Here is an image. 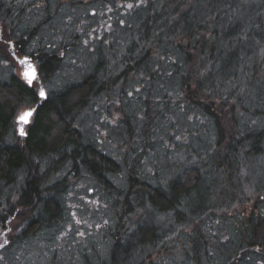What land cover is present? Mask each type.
<instances>
[{
  "label": "trees",
  "instance_id": "obj_1",
  "mask_svg": "<svg viewBox=\"0 0 264 264\" xmlns=\"http://www.w3.org/2000/svg\"><path fill=\"white\" fill-rule=\"evenodd\" d=\"M26 1L0 2V19L4 20L3 24L0 22L3 26L0 59L18 60L20 55L28 53L38 68V79L46 81L63 61L55 51L31 52L28 47L33 35L27 31H16L17 24L30 7ZM162 1L159 8L148 5L145 15L125 23L122 30L124 41L118 47L104 50L102 45L99 46V57L92 64V73L76 85L40 99L37 88L28 85L16 74L6 82L0 80V242L10 241L12 245L23 243L39 229H53L60 225L64 209L59 197L65 188L64 183L50 185L48 182L66 165L74 177L86 174L100 183L105 191L111 192L116 188L107 176L120 174L121 165L94 144L83 143L74 122L117 72L120 76L142 72L158 81L163 78L160 76L162 68L165 69L164 81L171 87L165 89V96L182 99L184 106H192L212 119L217 128V139L208 153L199 157L194 168L183 170L179 176L162 179L156 186L143 178L129 176L127 193L122 194L124 190L115 191L123 198L126 211L119 225L118 237H115L112 255L103 264H133L139 255H146L150 249L172 236L175 231L167 233L162 230L160 217H174L172 224L177 228L191 227L201 214L213 209L215 205L208 204L199 214L192 213L193 194L202 182L222 178V183L210 189L209 199L212 198L213 203L222 199V210L236 203L233 200L238 198L233 196H237L235 188L238 184L233 185V178L235 173L243 171L253 161L243 166L247 160L246 149H251L252 155L263 149L264 129L236 132L235 122L234 127H224L225 115L214 109V105L202 103L196 97L198 94L201 98L218 97L224 102V109L234 98L235 89H231L230 85L236 82L237 73H227L230 64L226 61L225 51L232 49L233 42L241 46L242 38H245V45L251 44L259 52L264 49V0H244L246 5H250L249 8L244 7V11L236 0ZM14 29L15 35H11L10 39ZM192 53H196L195 59ZM234 66L239 68L236 64ZM156 67L160 68V74L154 69ZM263 67L264 58L248 74L254 83L246 84V88H257L261 92L258 97L245 96L244 90H240L242 86L236 84L238 93L244 97L234 103L236 109L251 111L248 108L251 104L255 112L264 115V91L260 89H264V83L258 85L264 79ZM192 84L195 91L191 92L189 88ZM158 104L159 99L155 98L145 113L147 127L151 126L152 115L155 113L157 116L156 112L160 110L156 108ZM23 108L34 111L31 116L33 121L30 123V118L29 123L24 125L28 128L26 136L22 137L15 132V126L18 124V113ZM176 180L180 181V187L173 185ZM172 185L176 186L175 191L184 194V200L180 194L181 199L175 196L177 201L170 203L169 196L164 192L172 190ZM239 185L243 188L248 186L247 180H239ZM149 209L160 214L157 217L159 223L146 224ZM138 213L139 218L134 221H131L132 218L125 219Z\"/></svg>",
  "mask_w": 264,
  "mask_h": 264
},
{
  "label": "rangeland",
  "instance_id": "obj_2",
  "mask_svg": "<svg viewBox=\"0 0 264 264\" xmlns=\"http://www.w3.org/2000/svg\"><path fill=\"white\" fill-rule=\"evenodd\" d=\"M0 2L7 4L11 0H0ZM26 2H29L30 7L26 9V15L17 24L16 31H27L33 35L28 47L31 52L55 51L63 61L49 80L42 81L37 77L30 85L37 88L38 95L42 88L46 98L62 91L65 87L81 82L86 75L92 73L94 62L99 57L97 52L99 46L102 45L104 50L118 47L124 41L122 30L125 23L145 15L148 5L157 9L163 3L162 0H27ZM236 2H239L242 11L244 7H250L244 0H236ZM1 20L3 24L4 20ZM2 27L0 25L1 35ZM13 33L15 29L10 34V39L11 35H15ZM231 48L230 51H225V58L230 64L227 73L229 75L237 73L236 82L230 85L231 89H235L234 98L228 102L226 109L223 106L224 102L218 97L201 98L198 94L196 100L198 98L202 103L212 104L214 109L224 114L226 119L223 122L224 127H234L235 122L236 132L264 129V115L255 112L251 104L248 105L251 111H241V108L234 107V103L244 98L237 91L241 86L240 90H244L245 96L258 97L257 88H246V84L253 81L248 74L255 66L261 64L264 49L261 48L259 52L251 44L245 45V38H242L241 46L233 42ZM251 50V54L248 55ZM105 54L109 55V53ZM195 54L192 53L194 59ZM24 57L29 59L28 61L38 71L28 53L20 55L18 60L0 59V80L6 82L11 75L16 74L27 82L22 77L26 70L25 66L20 64ZM198 58L199 55L196 57V62ZM160 68H154L158 74ZM162 71L160 76L163 78L158 81L142 72L126 76H120V72L115 73L101 94L91 100L75 118L74 125L82 135L83 143L94 144L121 165L120 174L107 176L116 188L112 186L114 190L105 191L100 183L86 174L74 177L70 167L68 169L66 165L51 182H48L50 185L64 183L65 188L59 197L64 209L63 221L56 228L39 229L23 243L12 245L10 241L0 242L2 245L0 264L108 262L116 242L115 237H118L119 225L126 211L123 198H120L115 191L124 190L122 194L127 193L129 176L143 178L147 183L156 186L162 179L179 176L183 170L194 168L199 157L208 153L211 144H215L217 139L214 121L194 107L186 103L187 106H184L182 99L171 98L172 95L166 97L165 89L171 87L164 81L166 70L162 68ZM258 73L260 81L259 70ZM263 83L264 79H261L258 85L261 86ZM189 89L191 92L195 91L194 85L192 84ZM260 89L264 91L262 87ZM39 98L42 99L40 96ZM155 98L159 99L156 108L159 107L160 110L156 112L157 116L155 113L152 115L151 126L147 127L145 113L151 108ZM27 111H32V108L21 109L16 119ZM159 115L161 116L158 117ZM32 121L33 118L30 123ZM20 127L21 125L16 123L17 134ZM27 128L24 127L25 132ZM262 148L255 152V155H252L251 149L244 151L247 160L243 166L246 167L248 161H253L243 171L241 169L240 172L235 173L233 185L238 184V187L235 188L237 196L233 197L238 199L233 200L236 203H232L227 209L222 210V199L214 203L212 198L209 199L210 189L215 188L217 183H222V178L202 182L196 188L193 194L194 208L191 209L193 214H199L208 204L215 206L208 213L201 214L191 227L177 228L172 224L174 217L168 216L160 217V222L157 219L160 214L149 209L146 224L160 222L162 230H166L167 233L173 230L175 233L160 242L156 248L150 249L146 255H139L133 264H226L225 258L228 254H238L240 250H243L241 254L250 253L249 250L242 249L246 246H242L241 243L247 232V229L244 231L247 220L257 218L260 212L261 214L264 212V146ZM242 179L247 180L248 186L243 188L239 185V180ZM173 185L180 187V181L176 180ZM176 186L164 192L169 196L172 204L181 194L175 191ZM181 197L185 199L184 194H181ZM139 215L138 213L134 216H126L125 219L132 218L131 221H134ZM249 227L252 228L250 225ZM255 250L249 254L248 260L240 264H256L254 260L260 258L259 255L264 253V250L258 245L255 246Z\"/></svg>",
  "mask_w": 264,
  "mask_h": 264
},
{
  "label": "flooded vegetation",
  "instance_id": "obj_3",
  "mask_svg": "<svg viewBox=\"0 0 264 264\" xmlns=\"http://www.w3.org/2000/svg\"><path fill=\"white\" fill-rule=\"evenodd\" d=\"M262 214H264V212H262ZM262 214L260 212L257 218H251L245 223L247 227L244 229V231L247 229V232L246 234H244L245 237L242 240L241 245L246 246L242 247V249H247L250 251V253L256 251L255 246L257 245H260V247H262V249L264 250V246H261V244L264 243V215ZM249 225L252 226V228H250ZM256 236L258 237L256 238ZM249 246H251L250 249L248 248ZM250 253L228 254L225 258V263L234 264L235 262V264H240L242 261L248 260ZM259 257L260 258H258L257 260H254L255 263L264 264V253H260Z\"/></svg>",
  "mask_w": 264,
  "mask_h": 264
},
{
  "label": "snow or ice",
  "instance_id": "obj_4",
  "mask_svg": "<svg viewBox=\"0 0 264 264\" xmlns=\"http://www.w3.org/2000/svg\"><path fill=\"white\" fill-rule=\"evenodd\" d=\"M131 6L132 5H129V7ZM20 64L25 66L26 70L24 71L23 75H24V78L27 80L28 84L31 85L33 81L37 79L36 69L27 59L21 60ZM39 96L42 98H46L45 92L42 88L39 91ZM33 111H27L19 117L18 122L21 125V127L19 128V135L22 137L26 136V132L24 131L23 125H26L29 123V118L33 115ZM0 247H2V245H0Z\"/></svg>",
  "mask_w": 264,
  "mask_h": 264
},
{
  "label": "water",
  "instance_id": "obj_5",
  "mask_svg": "<svg viewBox=\"0 0 264 264\" xmlns=\"http://www.w3.org/2000/svg\"><path fill=\"white\" fill-rule=\"evenodd\" d=\"M34 68H35V67H34ZM36 72H37V71H36ZM35 81H36V80H34L33 83H34ZM33 83H32V84H33ZM32 84H31V85H32ZM41 98H42V97H41ZM42 99H45V98H42ZM30 118H31V117H30ZM30 118H29V120H30Z\"/></svg>",
  "mask_w": 264,
  "mask_h": 264
}]
</instances>
